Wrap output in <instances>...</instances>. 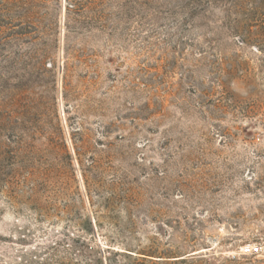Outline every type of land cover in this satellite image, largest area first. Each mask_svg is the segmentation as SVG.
<instances>
[{
    "label": "rangeland",
    "instance_id": "1",
    "mask_svg": "<svg viewBox=\"0 0 264 264\" xmlns=\"http://www.w3.org/2000/svg\"><path fill=\"white\" fill-rule=\"evenodd\" d=\"M0 264H264V0H0Z\"/></svg>",
    "mask_w": 264,
    "mask_h": 264
}]
</instances>
